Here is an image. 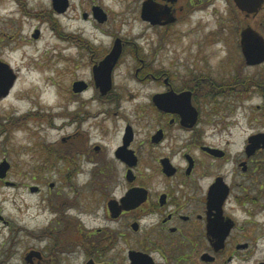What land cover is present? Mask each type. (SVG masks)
Wrapping results in <instances>:
<instances>
[{
    "label": "flooded vegetation",
    "instance_id": "af4514ba",
    "mask_svg": "<svg viewBox=\"0 0 264 264\" xmlns=\"http://www.w3.org/2000/svg\"><path fill=\"white\" fill-rule=\"evenodd\" d=\"M147 1L156 7V24L142 18ZM144 2L143 22L167 31L194 8L188 3L179 6V0ZM70 6L59 13L52 3V13L46 14L54 16L52 29L60 36L56 17ZM21 8L23 16H30ZM95 8L103 11L102 18L95 17ZM91 12L99 28L108 23L109 13L102 7L93 6ZM82 18L90 20L88 13ZM80 32L70 31L62 41L85 52L73 63L85 60L91 78L74 80L71 94L92 90L94 95L70 114L65 131L49 147L54 152L49 167L61 172V179L49 182L47 195H41L45 185L29 186L45 203L43 214L34 218L43 217L44 223L32 227L22 220L14 227L0 213V222L12 236L0 246V264H264V257H256L264 239V180L258 179L264 178L263 143L253 154L248 152L250 138L264 131L249 136L231 160L226 149L207 142L210 135L205 129L211 125L208 117L220 112L218 100L229 97L231 90L247 92L249 84L216 85L210 73L195 67L179 68L174 62L166 66L159 61L160 46L144 53L135 37L110 34V43L104 46ZM32 37L38 40L40 31L35 29ZM117 43L121 54L111 63L112 88L104 93L106 87L97 84L95 72L109 70L102 62ZM130 58L131 80L140 87L151 86L143 100L138 92L113 86L118 70ZM78 83L85 88L75 92ZM261 97L264 108V94ZM92 103L110 109L89 112ZM125 104L132 108L127 110ZM122 116L124 125L113 138L104 136L108 131L99 137L100 131L93 136L84 129L99 124L104 130V122ZM229 163L241 170L243 179L230 178L238 176L235 170L214 173L216 165L223 168ZM85 174L90 176L82 181ZM247 203L261 204L263 210H247ZM86 216H94L93 222ZM20 235L33 243L20 247L21 239L16 238Z\"/></svg>",
    "mask_w": 264,
    "mask_h": 264
},
{
    "label": "rangeland",
    "instance_id": "374dc122",
    "mask_svg": "<svg viewBox=\"0 0 264 264\" xmlns=\"http://www.w3.org/2000/svg\"><path fill=\"white\" fill-rule=\"evenodd\" d=\"M144 1L69 0V11L56 17L60 36L52 29L54 16L46 15L52 13V0H0V60L8 64L18 77L10 94L0 98V164L6 161L10 165L4 179L6 183L0 179V213L13 221L14 227L22 220L32 227L40 221L44 223L43 217L37 221L34 218L37 213L43 214L45 203L41 196L29 191V186L39 182L46 186L41 195H47L49 182L61 179L62 173L49 167L54 153L49 147L65 131V121L94 95L92 90L83 95L71 94L70 85L74 80H90L91 75L85 60H80L79 65L73 63L85 52L78 53L62 41L70 31L79 30L88 40L104 46L110 43V34L120 38L135 37L144 53L149 54L160 46L159 61L166 66L174 62L179 68L195 67L210 73L216 79V85L220 81L223 85L224 82L246 87L249 84L247 92L239 88L231 90L229 97L219 99L220 112L214 108L215 115L208 117L211 125L205 128L210 135L207 142L226 149L231 160L241 153L249 136L264 131V108H261L264 63L248 66L240 44L241 32L249 27L264 38V4L258 13L247 17L236 7L234 0H179V6L188 3L194 8L191 12H184L181 20L167 31L150 28L143 22L141 7ZM93 6H100L109 13L108 23L101 28L92 19ZM21 7L30 16H23ZM83 13L89 14L88 22L83 20ZM35 29L40 31L38 40L32 37ZM132 61L131 58L125 59L113 86L119 91L138 92L143 100L151 86L140 87L131 80L129 68L134 67ZM125 107L127 110L132 108L127 104ZM100 109L110 108L96 103L88 106L89 112ZM124 116L127 115L124 113ZM122 117H112L104 122V130L99 124L95 127L99 125L100 129L90 128V125L84 129L91 131L93 136L101 132L99 137L108 131L104 136L113 138L124 125ZM214 168V173L235 170L238 176L230 174V178L243 179L241 170L231 163L223 164V168L218 164ZM89 176L85 174L82 181ZM258 179L264 180L263 176ZM92 194L89 190L88 196ZM246 208L251 211L264 209L261 204L251 203H247ZM233 210L242 211L240 208ZM86 218L93 222L94 216ZM9 234L10 230L0 222V246L8 243L12 237ZM17 237L21 239L20 247L33 243L25 235ZM256 257H264V239L260 241Z\"/></svg>",
    "mask_w": 264,
    "mask_h": 264
},
{
    "label": "water",
    "instance_id": "95a60500",
    "mask_svg": "<svg viewBox=\"0 0 264 264\" xmlns=\"http://www.w3.org/2000/svg\"><path fill=\"white\" fill-rule=\"evenodd\" d=\"M237 8L241 12H245L247 15L256 14L263 7L264 0H234ZM54 7L57 12H64L69 4V0H53ZM155 13L156 7L151 1L144 2L142 18L156 24L157 18ZM94 14L97 19L102 18L104 14L99 8L94 9ZM159 19V18H158ZM241 49L247 65L256 66L264 62V38L252 28H246L241 32ZM121 54L118 43L106 58L102 64V68L108 67L109 70L105 73L101 68L95 72V80L97 84H103L107 91L112 88L111 69L113 68V62H116ZM17 75L13 72V69L6 63L0 60V98L8 96L14 84L16 82ZM83 83L75 85L74 91L80 92L84 89ZM263 143L264 147V134H257L250 138L248 152L253 154L258 150ZM10 169V165L4 161L0 164V179H4ZM35 189H33L34 191Z\"/></svg>",
    "mask_w": 264,
    "mask_h": 264
}]
</instances>
